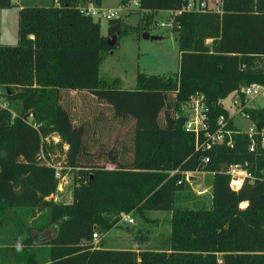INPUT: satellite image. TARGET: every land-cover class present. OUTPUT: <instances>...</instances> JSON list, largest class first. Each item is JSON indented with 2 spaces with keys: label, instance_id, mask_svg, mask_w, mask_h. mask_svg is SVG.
I'll return each instance as SVG.
<instances>
[{
  "label": "trees",
  "instance_id": "1",
  "mask_svg": "<svg viewBox=\"0 0 264 264\" xmlns=\"http://www.w3.org/2000/svg\"><path fill=\"white\" fill-rule=\"evenodd\" d=\"M136 1L138 13H174L179 68L173 76L139 74L133 90L100 76L104 54L132 28L111 19L103 36L99 23L79 9L87 0L21 8L17 45H0V90L4 100L19 102L14 112L0 105V264H264V108L244 109L255 127L250 138L221 104L240 89L264 87V0H221L219 12L180 13L187 2L202 0ZM88 2L99 6L101 0ZM10 6L11 0H0V9ZM149 17H142L143 30ZM112 36L116 44L108 47ZM69 91L106 105L115 127L130 125L128 159L125 147L91 150L105 145L92 137L113 127H106L101 114L95 127L74 121L66 105ZM196 94L204 96L207 110V129L198 137L184 130L179 116L181 105ZM220 117L230 138L198 148L205 133L216 132ZM52 136L68 147L63 170L74 172L68 204L52 198L58 186L46 162ZM103 156L113 169L93 164ZM231 166L251 177L236 190ZM197 173L212 174L211 208H175L186 175ZM23 209L48 212L54 233L33 234L19 214ZM152 211L171 213L166 249L94 248L93 234L107 233L121 214L144 218ZM7 212L15 216L10 233L3 229Z\"/></svg>",
  "mask_w": 264,
  "mask_h": 264
},
{
  "label": "rangeland",
  "instance_id": "2",
  "mask_svg": "<svg viewBox=\"0 0 264 264\" xmlns=\"http://www.w3.org/2000/svg\"><path fill=\"white\" fill-rule=\"evenodd\" d=\"M87 2L81 7H93L102 9L106 12H117V17L113 19H120L126 25L130 26L131 32L127 35L121 36L115 49L103 56V62L100 68V76L103 80L108 82L117 80L118 87L123 90H133L136 87V79L139 74L145 76H173L178 72L179 68V49L174 35L168 24L172 19V13L168 11L160 12H124L121 0H101L100 5L96 6L93 3L87 5ZM211 7L212 11H219L221 0H203ZM54 0H11L9 8L0 9V45L16 46L18 43V13L21 8L26 7H51L56 2ZM149 17V24L147 30H143V15ZM101 28V34L107 36L108 21L95 18ZM165 24V26H161ZM144 32L150 35L158 36L161 39L158 41L144 40L142 34ZM4 92L0 90V105L8 107L14 112V107L19 105L17 101L4 100ZM233 94L227 96L222 102L225 107L229 109L231 114L237 111L241 106L232 108ZM66 105L70 108L72 119L78 122L89 123L95 127V120L101 114L105 117L106 127L108 128L111 121V111L104 105L96 102L91 95L84 93L81 95L73 94L70 96L66 94ZM251 108H264V94L259 93L257 97L252 99L250 103ZM241 110V109H240ZM240 115V114H238ZM233 124L238 130L242 132L248 131L250 127V120L242 119L239 116H234ZM32 119L29 117L28 121ZM111 130L101 129L103 136L98 140L105 145L94 144L91 150L95 154H102L108 152L111 148H116L118 151L125 147V159L130 156V125L124 128L115 127L111 122L109 125ZM104 127V128H106ZM100 129V128H99ZM105 134H110L108 140ZM112 136V138H111ZM97 141V142H99ZM109 141V142H107ZM51 149L48 152V161L57 167H62L65 163V152L67 145L59 144V138L52 136L46 141ZM95 142V143H97ZM127 148V149H126ZM104 158L94 165L113 169L114 167L108 164ZM60 169V168H59ZM60 174L64 176L53 200L63 204L71 203L73 176L74 172L69 170H60ZM187 187L176 193L174 202L175 208H189V209H210L211 208V183L212 174L197 173L189 174L186 178ZM239 185L241 186L242 183ZM232 184L233 189H238L240 186ZM19 214L27 221L33 234H42L45 237H50L54 230L49 224L48 212H32V210H21ZM170 212L152 211L145 213L142 218L133 212L130 214H121L120 221L107 233L100 234L99 239L94 241L93 246L97 249H111V250H157L166 249L170 234ZM2 217L0 216V219ZM15 218L11 212L6 213L3 219L4 231L11 232L14 223L9 222ZM127 218L132 219L133 223L128 224ZM6 219V220H5ZM8 222V223H7ZM7 223V224H6ZM0 229V245L3 240ZM3 242V241H2ZM7 247V245H6ZM33 249L36 246H32ZM45 249V248H43Z\"/></svg>",
  "mask_w": 264,
  "mask_h": 264
},
{
  "label": "built area",
  "instance_id": "3",
  "mask_svg": "<svg viewBox=\"0 0 264 264\" xmlns=\"http://www.w3.org/2000/svg\"><path fill=\"white\" fill-rule=\"evenodd\" d=\"M89 4H91V3H87V5H89ZM81 6L82 5H80V7H79L81 12H83L86 15L91 16L93 19L96 18L98 21L100 19L109 21V20L117 17L116 11L115 12L114 11L113 12H106L105 10H102V9H96V8L89 7V6H87V7H81ZM123 8H124V12H126V13H129V11L130 12L136 11L138 9V2L136 0H129L127 3L123 4ZM219 11H220V9H219ZM219 11H216V12H219ZM180 12H215V11H212L211 7H209V5H207V3L202 0V1H189V2H187V4L182 7L181 11H179L177 13H180ZM172 14H174V13H172ZM166 25L169 26L171 29L172 19ZM161 26H165V24H161ZM259 93L264 94V87L259 86V85H251L247 88H243V89H240V90L232 93L233 94L232 105H231L232 108L234 109L235 107L241 106V108H240L241 110L238 109L237 111H234V115L229 113L232 120H233L234 116H239L242 119H248L249 120L248 116L244 113V109L245 108H251L250 103L252 102V99L254 97H257L259 95ZM241 95H244V101H242ZM206 111L207 110H206V107L204 104V96L202 94H196V95L190 96L189 99L185 103H183L180 107L179 116L185 118L184 130L186 132L194 133V135L196 137H198L200 133L205 132L207 129V127H206V118H207L206 117ZM238 114H240V115H238ZM217 125H218V129L216 130V132H214L212 134L205 133V137L207 138V140H206V142H204L203 144L198 146V148L202 147L205 149H210V147L212 145L224 143L225 142V136L230 138L231 132L224 130V128L226 126V122H224L223 117L219 118ZM238 131L242 132L240 130H238ZM244 133H247L250 138L255 133V127L252 124V122H250V127H249L248 131H246ZM227 145L231 146L230 140L228 141ZM263 145H264V141H263ZM252 149L253 148L251 147L250 150L252 151ZM203 162L207 163L208 158L204 159ZM47 165H48V167L55 170L54 175H55V179L58 181V187H59L61 182L64 180V176H62L60 174V170H62L64 168H62L61 166L57 167L51 163H47ZM229 174L232 178L231 187H232V184H234L235 186H237L236 184H238V185H239V183L241 184L243 182V180L246 178L251 179L250 175L245 170L239 168L238 166H231L230 170H229ZM188 175L189 174L186 175V178ZM127 223L132 224L133 223L132 219L127 218ZM92 237H93L94 241L99 239V236L97 233H94Z\"/></svg>",
  "mask_w": 264,
  "mask_h": 264
},
{
  "label": "water",
  "instance_id": "4",
  "mask_svg": "<svg viewBox=\"0 0 264 264\" xmlns=\"http://www.w3.org/2000/svg\"><path fill=\"white\" fill-rule=\"evenodd\" d=\"M142 38L144 40H151V41H158V40L161 39L160 37L154 36V35H150L147 32H144L142 34ZM116 41H117L116 37L115 36H112V37L107 38L106 44H107L108 47H113L116 44Z\"/></svg>",
  "mask_w": 264,
  "mask_h": 264
},
{
  "label": "crops",
  "instance_id": "5",
  "mask_svg": "<svg viewBox=\"0 0 264 264\" xmlns=\"http://www.w3.org/2000/svg\"><path fill=\"white\" fill-rule=\"evenodd\" d=\"M56 5V4H55ZM170 13H172V12H170ZM210 41H207L206 43H209ZM84 93H86V92H75V91H69L68 92V94L70 95V96H73V94H76V95H81V94H84ZM88 94V93H87ZM223 101V100H222ZM221 101V104L223 105V102ZM224 106V105H223ZM225 107V106H224ZM228 111H229V109L227 108V107H225ZM229 113H231L230 111H229ZM234 120V119H233ZM100 128V127H99ZM235 128H237L236 126H235ZM93 139H99L100 138V135L99 134H96L95 136H93L92 137Z\"/></svg>",
  "mask_w": 264,
  "mask_h": 264
},
{
  "label": "bare ground",
  "instance_id": "6",
  "mask_svg": "<svg viewBox=\"0 0 264 264\" xmlns=\"http://www.w3.org/2000/svg\"><path fill=\"white\" fill-rule=\"evenodd\" d=\"M236 185H238V184H236ZM245 206H246V203H241V207H245Z\"/></svg>",
  "mask_w": 264,
  "mask_h": 264
}]
</instances>
